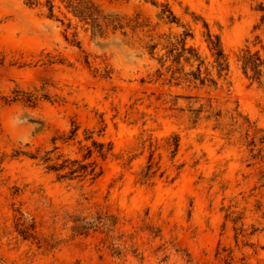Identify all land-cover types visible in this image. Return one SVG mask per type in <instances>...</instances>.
<instances>
[{"label": "rangeland", "instance_id": "rangeland-1", "mask_svg": "<svg viewBox=\"0 0 264 264\" xmlns=\"http://www.w3.org/2000/svg\"><path fill=\"white\" fill-rule=\"evenodd\" d=\"M95 1L141 26L92 36L62 6L48 18L0 0V264H264V85L238 60L264 58V0ZM184 30L214 78L206 30L219 37L229 71L215 86L184 81L196 64L172 73L165 37ZM72 121L111 146L94 179L14 155L52 149ZM96 213L115 225L72 236L69 215ZM19 217L56 244L22 240Z\"/></svg>", "mask_w": 264, "mask_h": 264}, {"label": "trees", "instance_id": "trees-1", "mask_svg": "<svg viewBox=\"0 0 264 264\" xmlns=\"http://www.w3.org/2000/svg\"><path fill=\"white\" fill-rule=\"evenodd\" d=\"M23 3L29 7L43 8L48 18H56L55 9H59L62 6L79 23L86 25L92 36H102L108 30L115 32L116 30H123L127 26H131L133 30L141 26L137 20H125L118 13L104 12L95 0H23ZM159 18L165 19L168 23H178L175 15L167 8L160 12ZM132 22H134L133 25L131 24ZM69 25L70 23H68ZM188 36L192 37L191 33L184 30L179 36L172 37L168 35L165 37V60L171 59V64L176 66L172 73H182L184 64L190 67L196 64L194 70L190 69L188 72H183L184 81H198L201 85L208 83L215 86L217 80L227 76L229 71V65L222 52L219 37L215 35L213 38L210 32L206 30L205 40L213 56V67L216 71V78H214L207 67L203 72L201 71L204 60L195 48L187 45ZM74 44L79 45V41L74 39ZM157 44L151 43L148 45V51L151 56ZM165 60L160 57L158 61L163 65ZM238 60L240 69L248 80L264 85V58L258 51L251 52L248 48L243 49ZM79 129L80 125L72 121L67 132H62L51 138L52 149L44 150L42 153L39 149L34 152L15 150L14 155H25L30 159L36 160L39 164L44 165L46 171L55 172L60 179H94L100 173V170H97L96 157L106 158L111 151V146L110 144L106 146L104 142L93 138V131L86 129L83 130V138L78 139ZM57 141L64 146L77 144L78 152L76 153H81V156L70 158L62 153L52 156V153L60 148L56 144ZM82 141H87L89 144H83ZM174 145L177 146V139ZM147 175L148 173H145L143 177ZM68 217L73 222L70 227L72 236L87 235L89 230H95L98 226H114L116 223L113 216L102 213H96L91 216L69 215ZM16 231L22 240L33 239L40 246L53 247L57 242L52 235L43 236L36 232L34 222L26 223V221L21 220V217L18 218ZM116 253L119 254V252Z\"/></svg>", "mask_w": 264, "mask_h": 264}]
</instances>
